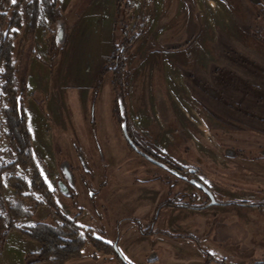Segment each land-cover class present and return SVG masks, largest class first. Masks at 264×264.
<instances>
[{
  "label": "rangeland",
  "instance_id": "obj_1",
  "mask_svg": "<svg viewBox=\"0 0 264 264\" xmlns=\"http://www.w3.org/2000/svg\"><path fill=\"white\" fill-rule=\"evenodd\" d=\"M130 2L116 32L120 42L122 24L141 31L125 51L128 76L114 84V70L106 71L95 98L114 47L117 1L59 0L55 20L51 0H24L17 12L0 0L11 23L8 29L0 20V45L9 37L0 73L11 70L0 77V163L16 156L2 132L13 130L21 142L9 79L21 88L43 177L65 215L81 208L84 234L114 241L129 264H264V0ZM128 124L195 175L168 172L134 151ZM190 177L221 203L198 207L209 199ZM4 195L19 200L8 183ZM166 199L176 203L158 215ZM38 222L62 219L45 204L19 220ZM40 248L13 229L0 264H47L27 261ZM116 262L89 239L65 264Z\"/></svg>",
  "mask_w": 264,
  "mask_h": 264
},
{
  "label": "trees",
  "instance_id": "obj_2",
  "mask_svg": "<svg viewBox=\"0 0 264 264\" xmlns=\"http://www.w3.org/2000/svg\"><path fill=\"white\" fill-rule=\"evenodd\" d=\"M117 1V17L114 28V47L111 55L108 57L95 87V98L98 96L99 86L103 75L108 70H114L115 79L114 84H117L119 78L126 74V58L125 51L129 49L141 31L138 28L129 30V26L122 24V30L124 37L120 42L116 39L117 29L121 25V17L125 15L128 17L132 12V4L130 0H116ZM4 4H9L17 12L24 0H1ZM59 0H51L52 15L55 20L61 17L60 8L58 6ZM264 11V8L262 9ZM0 20L2 25L11 26V23L6 13L0 14ZM8 32V31H7ZM3 34L2 44L0 45V65L3 57L5 56L6 49L8 47V34ZM57 35L53 34L52 39L55 41ZM55 43V42H54ZM51 46L54 47V44ZM53 51V48H52ZM11 69V68H10ZM11 70H7L6 74L0 73V77L8 76ZM6 86L10 93V113L16 124V131L21 140L17 142L16 133L12 130L10 132H2L7 136L10 142L11 151L16 155L15 159L10 161H2L0 163V248L5 240L9 231L13 229L20 230L26 237L40 243V251L30 253L27 255V261L29 263H41L47 264H65L69 259L74 258L82 254L87 240H91L94 246L100 251L113 254V257L117 259L119 264H129L127 260L123 258L120 252L115 249L114 241L108 242L104 239L96 238L92 234H84L81 226L77 223V217L81 215V208L75 214L74 218H70L65 215L59 203L56 201L54 190H52L49 184L43 177L42 171L36 159V156L32 147V138L27 125L26 111L23 103H19V93L21 91L20 86H15L12 80H6ZM121 83V81H120ZM126 84V85H125ZM126 82H122L123 87L127 90ZM26 85H22V94H26ZM119 119L122 120V114L120 107L116 108ZM129 136L132 142L128 139L131 148L139 153H142L146 157L154 158L160 162L168 165L171 173L179 174L185 171V167L177 163L170 158L169 155L161 152L153 145H148L143 142L139 134L134 128L128 124ZM182 175V174H181ZM8 185L15 191L18 201L11 200L4 195V191ZM25 203L29 204V207H25ZM176 201L162 202L158 205L157 214L164 206H172ZM49 204L54 208L55 214H57L62 222L51 224L47 222H38L34 225L25 226L19 224V220L27 217H31L33 213L43 205ZM77 207V204L74 203ZM204 208L206 206H198ZM159 215V214H158ZM157 217V215H156ZM143 233H147V230L141 227ZM158 231V230H156ZM151 232H154L151 229Z\"/></svg>",
  "mask_w": 264,
  "mask_h": 264
},
{
  "label": "flooded vegetation",
  "instance_id": "obj_3",
  "mask_svg": "<svg viewBox=\"0 0 264 264\" xmlns=\"http://www.w3.org/2000/svg\"><path fill=\"white\" fill-rule=\"evenodd\" d=\"M139 153V152H138ZM139 154H141V155H143L142 153H139ZM144 157H146L145 155H143ZM147 159H149L150 161H152V162H154V163H156V164H158L159 166H161V168H163V169H165L166 171H168V172H170V170H169V168H168V165H166V164H164V163H162V162H160L159 160H157V159H154V158H149V157H146ZM185 167V166H184ZM188 169V170H187ZM185 171H187V172H189V173H191V175H195V173H196V168H186L185 167ZM65 175V178L67 179V180H70V178L72 177V172H66V173H64ZM192 178H195V179H198V180H200V181H202V182H204L202 179H200V178H197V177H190L189 178V181L192 183V184H194L195 186H197L198 188H200L201 190H203L204 192H205V194L207 195V198L209 199V201L206 203V204H203V206H207V205H209L210 204V202H211V200H212V198H211V196H210V194L208 193V192H206V190L204 189V188H202V187H200L196 182L194 183V182H192L191 181V179ZM205 183V182H204ZM206 184V183H205ZM207 186H208V188H210L211 189V191L213 192V190H212V188L208 185V184H206ZM63 187V184H62V186H61V188ZM213 194H214V192H213ZM214 196H215V194H214ZM216 198V197H215ZM168 199H166V200H161L160 202H159V204L160 203H162L163 201L164 202H166ZM217 200V199H216ZM217 204H219V203H221V202H219L218 200H217ZM240 204H247V205H257V203H251V202H248L247 200H244V201H240L239 202ZM165 207V206H164ZM164 207H162L161 208V210L164 208ZM205 208V207H204Z\"/></svg>",
  "mask_w": 264,
  "mask_h": 264
},
{
  "label": "water",
  "instance_id": "obj_4",
  "mask_svg": "<svg viewBox=\"0 0 264 264\" xmlns=\"http://www.w3.org/2000/svg\"><path fill=\"white\" fill-rule=\"evenodd\" d=\"M124 133H125L126 137L130 140V142L133 143L131 137L129 136L128 128L126 126L124 127ZM191 181L194 182V183L196 182L200 187L204 188L206 190V192H208L210 194V196L212 198V200L210 202L211 205L218 203L216 198H215V196H214V194H213V192L211 191L210 188H208V186L204 182H202V181H200L198 179H195V178H192Z\"/></svg>",
  "mask_w": 264,
  "mask_h": 264
},
{
  "label": "crops",
  "instance_id": "obj_5",
  "mask_svg": "<svg viewBox=\"0 0 264 264\" xmlns=\"http://www.w3.org/2000/svg\"><path fill=\"white\" fill-rule=\"evenodd\" d=\"M114 15H112V17H113ZM179 219V218H178ZM105 237V236H104ZM104 240H106V241H109V242H111V240H109V239H107L106 237L104 238ZM112 256V255H111ZM114 258V257H113ZM115 259V258H114ZM116 264H119L118 262H116Z\"/></svg>",
  "mask_w": 264,
  "mask_h": 264
},
{
  "label": "snow or ice",
  "instance_id": "obj_6",
  "mask_svg": "<svg viewBox=\"0 0 264 264\" xmlns=\"http://www.w3.org/2000/svg\"><path fill=\"white\" fill-rule=\"evenodd\" d=\"M13 2H15V0H13Z\"/></svg>",
  "mask_w": 264,
  "mask_h": 264
}]
</instances>
